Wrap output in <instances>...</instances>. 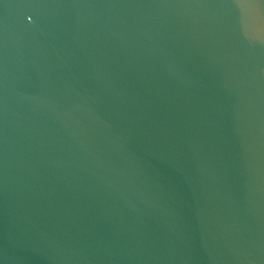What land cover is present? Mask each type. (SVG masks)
I'll return each mask as SVG.
<instances>
[{"label":"water","instance_id":"1","mask_svg":"<svg viewBox=\"0 0 264 264\" xmlns=\"http://www.w3.org/2000/svg\"><path fill=\"white\" fill-rule=\"evenodd\" d=\"M0 264H264V0H0Z\"/></svg>","mask_w":264,"mask_h":264}]
</instances>
